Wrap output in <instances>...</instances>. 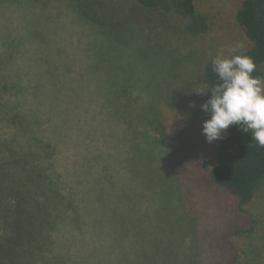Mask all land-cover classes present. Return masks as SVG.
I'll list each match as a JSON object with an SVG mask.
<instances>
[{
  "label": "rangeland",
  "instance_id": "1",
  "mask_svg": "<svg viewBox=\"0 0 264 264\" xmlns=\"http://www.w3.org/2000/svg\"><path fill=\"white\" fill-rule=\"evenodd\" d=\"M243 1L199 0L210 30L198 39L162 29L147 32L145 41L126 31L125 41L101 58L100 78L90 77L95 71L87 76L91 51L81 70L67 76L56 69H66L78 42L86 49L85 35L96 32L77 20L70 1L50 0V19L42 23L47 34L30 18L44 12V3L6 9L19 21L0 26V38L11 45L1 58L2 76L18 90L16 99L32 102L37 119L21 145L40 148L43 135L61 144L52 162L64 174L73 214L92 229L64 237L67 255L76 246L90 253L89 241L99 242L98 254L86 262L79 255L78 264H233L235 233L248 220L211 183L217 152L203 134L208 116L199 92L213 51L231 57L237 42L248 46L236 18ZM21 14H29L22 24ZM25 41L19 54L16 45ZM116 96L123 103L130 98L129 107Z\"/></svg>",
  "mask_w": 264,
  "mask_h": 264
},
{
  "label": "trees",
  "instance_id": "2",
  "mask_svg": "<svg viewBox=\"0 0 264 264\" xmlns=\"http://www.w3.org/2000/svg\"><path fill=\"white\" fill-rule=\"evenodd\" d=\"M25 1L37 6L45 4L44 12L30 17L38 23L41 33H45L42 23L50 19L45 14L49 13L50 0H0V18L4 20L0 26L10 19L18 22L15 17L7 16L6 9L27 4ZM68 1L77 20L84 21L96 32L85 35L86 49L78 42L73 50L78 54L74 52L66 69L56 67L59 73L67 76L69 71L77 72L89 64V57L85 55L91 51L96 56L87 76L95 71L90 77L100 78L99 72L105 68L101 58L110 55L125 41L126 31L147 41V32L155 30L171 29L197 39L210 30L209 16L200 9L199 0ZM26 16H18L21 24L23 19H29ZM236 18L248 42V46L238 50L236 55L250 56L257 66L252 75L264 79V0H244ZM50 42L54 45L55 41ZM28 44L27 41L18 42L15 51L20 54ZM8 49H11L9 40L0 38V264H78L79 255H85L81 261L86 262V257L98 254L96 237L88 243L90 253H78L82 251L75 245L74 254L70 256L64 249L67 234L72 232L82 237L81 234L92 229L88 228V222L84 225L73 214L74 200L68 196L67 186L64 187V174L52 162L61 144L52 136L43 135L37 138L40 148L25 149L21 145L31 130H36L37 119L31 112L32 102L16 99L18 90L2 76L6 67L1 58ZM215 55L217 52L213 51L204 61L203 91L219 83L211 64ZM205 97L207 101L211 94L205 93ZM116 98L121 102L119 96ZM128 100L130 98L125 97L122 100L125 102L121 103L129 107ZM5 128L10 134L2 132ZM215 145L217 159L210 171L211 183L226 190L235 199L238 212L248 220L235 233L237 246L233 264H264V148L254 141L250 131H242L238 124L231 125ZM131 199L135 200V196Z\"/></svg>",
  "mask_w": 264,
  "mask_h": 264
},
{
  "label": "clouds",
  "instance_id": "3",
  "mask_svg": "<svg viewBox=\"0 0 264 264\" xmlns=\"http://www.w3.org/2000/svg\"><path fill=\"white\" fill-rule=\"evenodd\" d=\"M243 48V42L236 43V49ZM211 64L219 83L199 92L211 94L202 105L209 117L203 124L207 141L223 139L227 129L238 124L264 148V79L252 75L257 67L254 60L247 55L217 54Z\"/></svg>",
  "mask_w": 264,
  "mask_h": 264
}]
</instances>
